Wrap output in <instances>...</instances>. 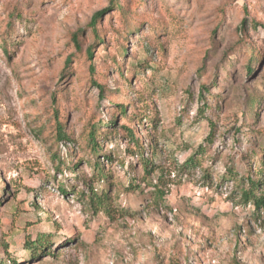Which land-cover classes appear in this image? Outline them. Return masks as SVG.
Returning a JSON list of instances; mask_svg holds the SVG:
<instances>
[{"label":"rangeland","instance_id":"1","mask_svg":"<svg viewBox=\"0 0 264 264\" xmlns=\"http://www.w3.org/2000/svg\"><path fill=\"white\" fill-rule=\"evenodd\" d=\"M263 26L264 0H0V264H264Z\"/></svg>","mask_w":264,"mask_h":264},{"label":"trees","instance_id":"2","mask_svg":"<svg viewBox=\"0 0 264 264\" xmlns=\"http://www.w3.org/2000/svg\"><path fill=\"white\" fill-rule=\"evenodd\" d=\"M102 12H104V11H102ZM102 12L96 13L93 16L92 21L93 22H96L97 17L101 16ZM73 41L77 44V41L78 40L76 39L75 35H73ZM124 51H125V49H124ZM87 55H88V58L91 60V58H92V51H91V49H88L87 50ZM113 61H114V63H116L115 60H113ZM115 68H116L117 71H120V67H119L118 64L116 65ZM90 69H92V68L90 67ZM247 70H248V72L251 73V68L250 67H248ZM121 114L124 115L125 112L122 111ZM111 126H113V124ZM92 129L94 130L95 127H93ZM55 133H56V139H58L59 141L69 139L66 136V134H65V132H64V130L62 128V125L60 123L57 124V127L55 128ZM126 134L129 135V137H131V139H133V137H132V131H130L129 129H127L126 130ZM88 141L91 142V149L93 151H96L98 145H97V140H96V137H95L94 132L93 133H92V131L89 132V134H88ZM134 144L138 146V140L135 141ZM151 153H152V155H151L150 158L143 159V162H142L143 171L145 172V174L149 175L150 173H152L153 171H155L156 169H158V177H159V176H161L162 168H156V166H154V162H153V159H156L157 158L156 149L155 148H152L151 149ZM193 164H194V161H193V158L191 157V158H188L184 162L183 165L185 167H187V166L193 165ZM101 170H102L101 167L98 166L97 167V171L99 172V174L102 173ZM254 191H255V189H253L251 191H247V192H242V197L244 195V198H245L246 203L249 202L250 204H252V206L255 209H258L260 206H262L264 204L263 203L264 202V199L263 198H260V197H256ZM163 194H164L163 192H159V194H157V198L159 199V198L163 197ZM89 200H90V203H91V207H92V209L94 211H102V212L110 213V209L108 207V196L105 193H102L101 195L94 194L93 196H90L89 197ZM38 248H42V249L45 248V242H44L43 238H41L40 240H38V239L37 240H34L32 243L28 244L25 249H28L30 251H34L35 249H38ZM12 264H15V262H12Z\"/></svg>","mask_w":264,"mask_h":264}]
</instances>
